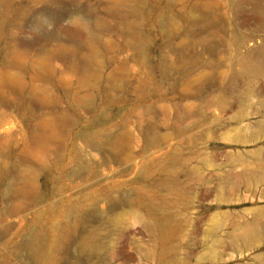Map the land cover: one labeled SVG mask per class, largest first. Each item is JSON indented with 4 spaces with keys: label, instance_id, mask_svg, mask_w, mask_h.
<instances>
[{
    "label": "rangeland",
    "instance_id": "obj_1",
    "mask_svg": "<svg viewBox=\"0 0 264 264\" xmlns=\"http://www.w3.org/2000/svg\"><path fill=\"white\" fill-rule=\"evenodd\" d=\"M0 264H264V0H0Z\"/></svg>",
    "mask_w": 264,
    "mask_h": 264
}]
</instances>
